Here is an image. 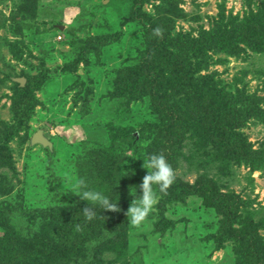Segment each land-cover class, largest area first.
<instances>
[{"label": "rangeland", "instance_id": "374dc122", "mask_svg": "<svg viewBox=\"0 0 264 264\" xmlns=\"http://www.w3.org/2000/svg\"><path fill=\"white\" fill-rule=\"evenodd\" d=\"M263 14L264 0H0V264H264ZM175 71L196 87L192 138L177 100L153 95ZM213 98L236 156L220 154ZM39 129L53 149L31 142ZM161 152L175 182L134 227ZM81 178L120 211L86 220Z\"/></svg>", "mask_w": 264, "mask_h": 264}, {"label": "clouds", "instance_id": "9594fccd", "mask_svg": "<svg viewBox=\"0 0 264 264\" xmlns=\"http://www.w3.org/2000/svg\"><path fill=\"white\" fill-rule=\"evenodd\" d=\"M154 33L161 35L162 29L157 28L154 30ZM142 166L148 171L139 185L141 195H139V198L135 197L131 201L125 213L129 223L134 227H139L146 222L148 216L154 211L155 206L161 198L160 194L166 195L167 190L176 179L175 170L162 152L147 155ZM77 187L82 190L76 191L73 194L79 196L81 200L87 201L88 205H92V207L86 206L82 209V214L86 220L91 221L96 217V206L111 212L120 211L117 203L112 202L109 197L99 191L89 189L83 178L78 181ZM79 229L80 226L77 225V230Z\"/></svg>", "mask_w": 264, "mask_h": 264}, {"label": "trees", "instance_id": "16d2710c", "mask_svg": "<svg viewBox=\"0 0 264 264\" xmlns=\"http://www.w3.org/2000/svg\"><path fill=\"white\" fill-rule=\"evenodd\" d=\"M262 20H264V14L262 16ZM211 42L212 41L208 40V44ZM200 45H202L203 47H207V44L205 41H204V43H201ZM176 47L178 49H180L179 45H177ZM184 49H185V47L181 46L180 51H183ZM183 66H184V69L186 70V72H189V68H187L185 65H183ZM181 73H184V70H182ZM159 81H160L161 85L158 86L159 88H156L153 95H156V97H157V99H159V101H161V99H163L165 102H169V101H172L175 99L177 100L175 102L177 107L175 108V111L173 113V114H177L175 121H173L175 128L179 127L178 129L184 128V130H191V131L195 130L194 125H190L191 124V118L190 117H192V111L189 108L192 105L195 106L194 104L190 103V98L193 96V94L190 91L194 90L196 88L194 86L195 84H194V81L192 80V78H190V76H188V75L186 77L176 76V71H175L174 74L173 73H171V74L167 73V75L161 76L159 78ZM173 83L176 84V86H177V90H176L177 93L176 94L173 93V85H174ZM141 88H143V87L141 86ZM156 91H159L160 95H157ZM202 92L203 93H202L201 99H204V97L207 95V90L204 89V91H202ZM209 93L210 92L208 91V94ZM219 99L220 98H217V99L213 98L211 100V102L208 104L207 108L211 107L210 111L212 113V120L215 122V125L217 126L216 130H218V133H220L219 141L222 143L225 142V144L227 145V143H226L227 130L223 126V118H222V114H221V112H225V110H224L225 108H224L223 104H221V102H219ZM16 105L23 107L25 104L20 99L16 102ZM155 111H158V107L155 108ZM162 112H163L162 103H160V113L157 114L154 112L153 117H158ZM182 118L184 120H181ZM179 120H181V121H179ZM162 121L165 122V119H162ZM167 129H169V127H167ZM178 131L179 130H175L176 135H177V133H179ZM144 135H145V133L141 132V136H144ZM189 136L192 138L193 136H197V134L194 131H192V133ZM172 139L173 138L169 139L168 141L172 142ZM200 140H201V138L195 143L199 144ZM170 142H168V143H170ZM220 154L222 157H224L226 155H227V157L238 155L235 147L232 145L230 147H228V145H227L226 150L224 148L223 149L221 148ZM104 169L106 172L105 175H107L109 172V165H106L104 167ZM95 178L96 177H93L94 180H95ZM180 185H182L181 188L184 190L187 189V190H192V191H197V192L200 191L201 188L203 187L202 184L201 185L191 184L190 182H183V181L180 182ZM227 231L233 237H243L241 234L236 233L235 230L231 226H229L227 228ZM87 233L88 232H86V233L84 232V234H87ZM20 237L23 240L20 239V241H17V242H19L22 245L25 244L24 240L26 239V237H24V236H20ZM3 242H4L3 240H0V254L6 253V245ZM15 245L16 244H14V246ZM20 251H21V249H20ZM256 252L258 254V260H260L263 263V257L261 255V253L259 251H256ZM47 257L48 256L46 254H44L40 258L45 259Z\"/></svg>", "mask_w": 264, "mask_h": 264}, {"label": "water", "instance_id": "95a60500", "mask_svg": "<svg viewBox=\"0 0 264 264\" xmlns=\"http://www.w3.org/2000/svg\"><path fill=\"white\" fill-rule=\"evenodd\" d=\"M20 81L23 83L26 81V78H21ZM31 142L33 144L41 143L43 146H48L49 148L53 149V142L45 136L43 129H39L33 134Z\"/></svg>", "mask_w": 264, "mask_h": 264}]
</instances>
